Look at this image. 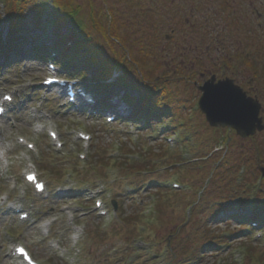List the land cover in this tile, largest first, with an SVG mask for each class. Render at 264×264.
<instances>
[{"label":"rangeland","instance_id":"1","mask_svg":"<svg viewBox=\"0 0 264 264\" xmlns=\"http://www.w3.org/2000/svg\"><path fill=\"white\" fill-rule=\"evenodd\" d=\"M62 1L65 7L68 3L72 8L81 7L78 18L87 27V33L95 38L101 55H110L123 63L126 71L124 84L128 85L131 97L143 96L151 83L161 87L166 80H172L168 86L170 93L165 95V102L163 100L160 108L164 115L158 117L172 130L168 132L160 128V122L156 125L158 129L149 127L144 131L135 123L130 127L120 121L108 125L106 117L102 118L101 114L89 119L66 107L65 101H61L57 94L44 92L41 81L47 73L46 66L29 55L32 44L43 42V33L35 30L30 18V29L21 35L23 39L19 49L24 52V57L18 61L17 68L3 67L0 73V95L10 92L17 100L15 110L0 119V130L4 134L1 145L8 151L10 164L8 169L0 165V202H7L4 210L0 211V264H20L19 260L9 256L10 248L18 243L26 245L40 264H174L179 263V258H175L176 249H173L178 243L187 238L189 246L178 250H191L195 243L198 246L199 241L200 244L206 241L200 230L194 232L199 227L214 241L222 240L228 229L238 231L236 222L230 226L225 224L229 219L227 216L219 215V220L210 224L205 219L207 214L203 213L197 219L195 214H191L190 217L195 220L192 226L179 236L174 233L187 220L188 207L197 199L200 202L201 195L198 198L195 193L201 192L203 185L202 198L207 210L227 196L245 200L246 192L237 186L239 181L246 183L248 196L251 192L255 195L261 187L258 185L260 174L257 177L251 163L256 165L259 148L260 165L264 166V133L250 140L228 130H209L208 126L205 130L201 126L204 125V116L198 110L196 114L194 106L198 98L195 85L202 84L199 73L204 70L218 73L226 62L231 68H245V62L239 58L245 53L255 57L258 49H264V21L261 22L263 27H259L258 16L254 14L257 8L264 17V4L247 0L246 3H236L235 11L232 9V12L219 14L217 6L222 0L208 3L207 0ZM257 1L260 3L261 0ZM91 3L93 6L90 9ZM47 4L50 13L51 0H47ZM0 14H3L1 5ZM70 28L72 24H67L62 32L66 33ZM0 35L2 39L8 38L6 21L0 28ZM122 36L127 38L124 44L119 43ZM122 46L126 53L120 51ZM113 48L117 50L115 56ZM141 54L147 56L146 63L141 61ZM260 58L264 61L263 53ZM247 77L253 75L247 74ZM245 81L246 76H240L239 82ZM258 82L255 80L253 86L256 85L262 93L259 100L264 107V89ZM112 94L124 97L120 87L114 88ZM41 97L50 98L53 105L58 104L60 113L52 110L48 105L50 102L47 104ZM117 101L128 110L120 100ZM159 102L157 97L154 103L157 108ZM262 115L264 119V111ZM37 127H41L40 132ZM49 129L58 132L64 144L61 151H57L46 136ZM81 131L93 136L86 162L78 158V154L83 153L77 137ZM132 131L133 136H129ZM196 132L199 141L194 135H188L184 142L185 135ZM169 135L173 138L178 136V146L199 143L201 150L202 147H207L209 151L215 147L220 149L226 144L220 154H215L206 163L193 165L192 153L181 152L177 146H165ZM20 136L36 143L35 152L18 144ZM138 143L140 145H135ZM128 150L134 153L129 154ZM95 151L100 153L101 160L94 161ZM225 151L226 158L230 157V164L226 165L224 160V165L219 167ZM180 155L187 163L181 167L173 165V156L177 158ZM137 157L139 165L149 166L150 172L126 176L127 171L133 169L130 165L137 161ZM126 158L132 163L125 165ZM29 163L36 166L47 182L48 194L42 198L37 197L22 179ZM237 165L241 169H236ZM235 170H238L237 174ZM7 176H13L15 182L7 180ZM53 179L61 181L54 182ZM177 180L185 184L180 195H172L168 190L159 197L151 193V181H167L166 187L172 188L171 184ZM58 187L64 189L67 197L56 198ZM96 193L103 198L104 206L110 211L105 217L99 216L91 201V196ZM113 199L120 201L121 209L114 211L110 205ZM262 203L257 202L256 209L264 210ZM21 204L25 211L32 213L34 222L19 220L13 208ZM81 205L85 206V210H76ZM70 207L76 208L71 211ZM249 212L245 216L249 217ZM44 223L50 225L47 237L43 234ZM195 236L197 239L191 244ZM231 239V242L236 241L231 248L221 247L217 252L207 249L200 264H264V236L258 243H254L255 234ZM168 241L173 243V247ZM139 246L147 247L139 249Z\"/></svg>","mask_w":264,"mask_h":264},{"label":"trees","instance_id":"2","mask_svg":"<svg viewBox=\"0 0 264 264\" xmlns=\"http://www.w3.org/2000/svg\"><path fill=\"white\" fill-rule=\"evenodd\" d=\"M0 1L6 3V8L9 6L8 9H6V12L11 16V37L4 44V54L8 59H11V57L19 56L21 54V49L19 48L23 38L18 37V34L21 32H26L28 27V19L30 16L29 14L33 13L36 15L37 24L41 23V7L43 6V0ZM210 1L212 0H207V3ZM241 2L246 3L247 0H222V2H220L217 6L218 12L219 14H224L228 13L232 9L235 11L236 7L234 5L236 3L238 5V3ZM57 3L62 6L61 0H57ZM61 12L63 13V10H61ZM64 18H66V15ZM64 20L65 19H62L61 17H57L54 21L55 27L57 29L54 47L59 52V65L73 73L82 71L83 69H91L93 70L95 76L100 77V80L106 81L109 79L114 68L113 64L110 62V59L100 56L99 50L95 47V42L85 40L81 32L79 33L72 30L68 34L62 33L61 30ZM140 26H142V23H140ZM119 42L124 44L127 42V38L122 36V41ZM86 46H88L89 49H86ZM42 49L43 48L41 46H35L30 50V55H35L36 57L42 58L44 56L41 53ZM140 58L141 61L145 63L148 60L143 56ZM106 85L110 86L109 84ZM106 85L98 84L96 88L98 90L107 91L108 89H106ZM146 101H148L150 104L152 103V99H147ZM257 213L258 214H256V216L260 217L264 222V210ZM199 252L198 255L200 254Z\"/></svg>","mask_w":264,"mask_h":264},{"label":"snow or ice","instance_id":"3","mask_svg":"<svg viewBox=\"0 0 264 264\" xmlns=\"http://www.w3.org/2000/svg\"><path fill=\"white\" fill-rule=\"evenodd\" d=\"M228 85H220L218 87H214L213 85H209L207 89H205L206 96L204 100V106L207 105L208 114H211L213 118L217 119V117L221 114V108L226 107L228 109L229 114L237 121L238 125L242 124L247 112L250 111L248 101L243 97L239 96H231L227 93ZM5 101H11L12 97L9 95H5L3 97ZM5 113V108L0 107V114ZM53 136L55 134L53 133ZM32 147L33 145H28ZM30 180H35L34 175H30L28 177ZM37 188L43 190L42 185H36ZM6 203L0 204V211H3L6 207ZM24 217H27V213H24ZM23 218V217H22ZM17 251L21 253L23 256L27 257L28 254L24 248H18ZM31 260L30 257H28Z\"/></svg>","mask_w":264,"mask_h":264},{"label":"water","instance_id":"4","mask_svg":"<svg viewBox=\"0 0 264 264\" xmlns=\"http://www.w3.org/2000/svg\"><path fill=\"white\" fill-rule=\"evenodd\" d=\"M220 85H228L227 93L231 96H239L243 97L248 101V105L250 108V111L247 112L246 117L242 124L238 125L237 121L229 114L228 109L226 107L221 108V114L217 117V119L213 118L211 114H208V108L205 104L204 106V100L206 96V92L200 102L202 111L206 114L207 120L210 123L211 126L215 127H229L237 130L238 134H240L243 137H248L250 135H253L256 131V129H260V123L261 120L258 119L259 115V107L253 101L246 98L245 94L241 92L238 88L234 87L231 83H222ZM218 85V86H220ZM209 85H207L205 89L208 88ZM214 86V87H218Z\"/></svg>","mask_w":264,"mask_h":264},{"label":"flooded vegetation","instance_id":"5","mask_svg":"<svg viewBox=\"0 0 264 264\" xmlns=\"http://www.w3.org/2000/svg\"><path fill=\"white\" fill-rule=\"evenodd\" d=\"M247 74H252L253 77L251 78L247 77ZM244 75L246 76V81L244 83L239 82L240 76L242 77ZM213 76L216 77L215 83H217L220 80L231 79L234 81L236 85L241 87L247 93L248 96H251L257 100H259L262 97V93L258 91L259 88H257L256 85L253 86V84H255L254 81L256 80V83L257 81H259L258 84L262 86L263 80H264V68L246 66L245 68L234 67L233 69H230L229 67H226V69L224 70L220 69L218 73L212 70H204L203 73H199V77L202 79L201 85H203L206 81H208ZM195 86L199 87L198 84H196ZM257 93H259V95ZM224 130H227V129H224ZM227 132H233V131L228 130Z\"/></svg>","mask_w":264,"mask_h":264}]
</instances>
